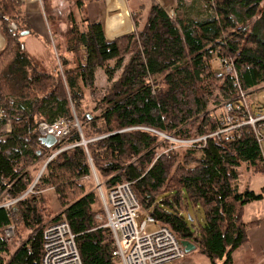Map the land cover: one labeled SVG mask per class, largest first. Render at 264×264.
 Masks as SVG:
<instances>
[{
    "label": "trees",
    "instance_id": "trees-1",
    "mask_svg": "<svg viewBox=\"0 0 264 264\" xmlns=\"http://www.w3.org/2000/svg\"><path fill=\"white\" fill-rule=\"evenodd\" d=\"M202 1L210 13L204 19L181 23L153 4L141 29L108 39L103 22L84 17L82 0H75L65 51L71 58L57 53L60 71L48 41L50 67L27 51L20 32L37 34L24 1L0 0V109L10 118L8 132L0 121V194L15 199L0 207V264H40L48 217L68 223L82 264L114 262L111 232L95 219L102 207L87 185L92 169L105 192L129 183L139 206L210 264H233L234 250L259 223L243 220L244 207L264 193L242 187L239 176L240 167L246 177L264 172L251 126L242 125L231 140L208 137L197 148L174 151H165L170 142L161 134L212 132L216 123L201 116L209 104L264 85V0ZM214 55L232 59L236 78L214 74ZM98 71L106 85L90 100ZM91 103L94 114L87 112ZM59 117L69 122V133L47 146L36 125ZM82 138L89 141L81 144ZM46 160L35 180L39 165L32 164ZM45 189L54 192L51 206L43 205ZM188 204L201 210L202 223L181 213ZM10 224L14 237L7 240Z\"/></svg>",
    "mask_w": 264,
    "mask_h": 264
},
{
    "label": "built area",
    "instance_id": "built-area-1",
    "mask_svg": "<svg viewBox=\"0 0 264 264\" xmlns=\"http://www.w3.org/2000/svg\"><path fill=\"white\" fill-rule=\"evenodd\" d=\"M23 1L42 8L40 0ZM56 61L61 71L57 55ZM219 61L221 72L231 73L236 78L232 59L220 57ZM215 123L214 131L197 140L203 143L214 136L231 140L235 131L248 124L253 130L264 165V105H260L258 111H251L245 91L239 89L234 99H226L222 103L220 116ZM36 128L41 136L51 134L57 143H62L69 133L70 124L59 117L51 122H39ZM97 189L102 211L95 215V219L97 227L107 228L111 232L113 242L110 255L114 259L111 264H184V247L168 227L159 224L156 230L146 232V226L155 224L156 220L139 206L129 183L118 184L106 192L97 183ZM14 202L15 199H10L0 206L8 208ZM13 228V225L4 228L5 239H10ZM40 264H82L75 234L64 219L51 221L43 227Z\"/></svg>",
    "mask_w": 264,
    "mask_h": 264
},
{
    "label": "rangeland",
    "instance_id": "rangeland-1",
    "mask_svg": "<svg viewBox=\"0 0 264 264\" xmlns=\"http://www.w3.org/2000/svg\"><path fill=\"white\" fill-rule=\"evenodd\" d=\"M82 2L81 3L83 7H82L81 14L84 17L85 16L89 17V19L101 20L103 22V27H104V22H105V16L107 14L111 15L117 12V10L108 11L105 0H94V2L93 1L91 2L90 0H82ZM40 3H41L42 8H39V9L43 16L42 24L45 30L44 36L42 35L44 39L40 38L38 40L37 38H34L30 35H24L23 38H24L25 46L29 54L34 59L41 60L42 58H46V57L50 58L51 57L50 47L47 44H44L43 42V40H46L50 43L53 49L55 59H56L57 53L60 51L64 55L68 56V58L70 59L71 54L65 51L67 49L66 42L71 37L69 33V26H70L69 14H71L72 10L75 12V8H76L75 0H40ZM153 4L160 5L162 8H164V10L168 13V15L171 18H174L177 21H180L181 23H185L188 20H192V19L194 20L204 19L210 14L208 7L202 0H182L180 3L181 4L180 7L177 5L176 0H125V5H126V8L129 14V19L132 23V28L128 32L121 33L115 36L114 38L121 36L123 34L130 33V32H137L138 29H141L146 20L147 9L149 8L150 5H153ZM26 5H27V2H25V8H26ZM135 21H137L136 27L134 26ZM9 26L11 29H15V25L13 23L10 24ZM81 28H83V25ZM55 40L60 45L59 49H56ZM3 43H4L3 38H2V35L0 34V49ZM36 61H39V60H36ZM210 64L212 66V70L214 74H218L221 72L220 70L221 64L219 61V57L214 55L210 61ZM45 65L47 67H50V62H46ZM62 76L63 74H61V77ZM104 85H106L105 78L103 74L101 73V71H98L96 74V88L93 91L94 95L93 96L87 95V99L89 98L91 100L92 99L91 97H95V98L98 97L103 91L102 88ZM245 93H246L247 102L249 104V109L251 111L253 112L258 111L259 106L264 105V85H260L256 89H252L251 91L245 92ZM225 100L219 103L209 104L207 107V110L201 116L207 118L210 122L215 123V120H217V118L220 116L222 103ZM95 105L94 103L93 104L91 103V105L87 106V112L91 110L92 113L94 114L95 112L93 108ZM0 112H1L0 121H5L1 126L2 130L5 132H8L10 131V118L6 116L4 110L0 109ZM75 115H77V113ZM76 117H74L73 125L79 128V123L77 122ZM161 135L163 136V138H165L166 140L170 142L168 148L165 151H171V150L174 151L176 149L185 150L187 148H197L199 147V145H202V142L197 140L198 137L202 135L190 137V138H177L172 135H164V134H161ZM98 137L100 136L94 137L92 139H95ZM83 140L85 141V143L89 141V140H86L85 138H82V140L80 141L81 144H83L82 142ZM160 150H159V154H160ZM44 163L37 161L32 164V167L34 165L35 166L39 165L38 171L36 172V176L34 178L35 180L42 166L44 165ZM238 170H239V176L242 181V185H243V182L244 181L246 182L248 178V183L251 184L250 188L255 191H260L261 185H264L263 184L264 183V172L253 174L250 177L252 176L254 177L249 178V177H246L245 173H242L241 167ZM98 182L99 181L95 174V171L94 169H92V176L89 179V183H87V185L88 187L92 186V189L95 191L97 190L98 192V189H97ZM42 194H43V197H42L43 205L51 206L55 200V195H54L53 190L45 189L44 192H42ZM8 200L10 199H6L3 193L0 194V204L7 202ZM95 206H96L95 208L99 207L98 201ZM182 209L183 210L181 211V213L184 216L188 214L192 216L193 223L195 225L202 223V212L199 208L193 207L190 204H188L187 206H182ZM244 211H245L244 212L245 214L243 213L244 214L243 218H245V220L246 219L247 220H258L260 222L258 225H255L248 229L247 241L243 242L237 249L234 250L233 255H232L233 264H258L261 257L264 254V194H263L262 199L250 202L247 205H245ZM55 213L56 212H54L53 214ZM49 220H50V217H48V219H46L44 223L46 222L49 223L48 222ZM10 225H13V224H10ZM158 225H159L158 222H156L155 224H148L145 230L146 232H152L156 230V228H158ZM13 234L14 233H12L11 237H14ZM192 251L186 253V256L183 260L184 264H210L209 260L204 254L197 252V251L195 252L194 251L192 252ZM217 264H221V262H217Z\"/></svg>",
    "mask_w": 264,
    "mask_h": 264
},
{
    "label": "crops",
    "instance_id": "crops-1",
    "mask_svg": "<svg viewBox=\"0 0 264 264\" xmlns=\"http://www.w3.org/2000/svg\"><path fill=\"white\" fill-rule=\"evenodd\" d=\"M105 1H106V7H107L108 11L117 10V12L115 14H111V15L107 14L105 16L104 34L108 39H112L121 33L128 32L132 28V23L129 19V14H128V11H127V8L125 5V0H105ZM24 8H25V2H24ZM25 16H26V19H27L29 25L37 34V36H32V35H30V36L37 38L38 40L40 38L44 39L43 36H44L45 30H44V26L42 24V17L43 16L39 10L38 5L34 4V3L33 4H27L26 8H25ZM23 40H24V38H23ZM35 60H39L40 62H42L44 64V66H46L45 65L46 62H49L48 57L42 58L41 60L40 59H35ZM253 177L254 176L249 177V178H253ZM250 185L251 184L248 183V178H247V181L243 182L242 187L247 186L249 189H251ZM262 187H264V185H261L260 190ZM251 190H253V189H251ZM253 191H255V190H253ZM255 192H259V191H255ZM244 214H243V216H244ZM243 220L245 222L255 221V220H247V219L245 220V218H243ZM263 261H264V254L261 257L258 264H261Z\"/></svg>",
    "mask_w": 264,
    "mask_h": 264
},
{
    "label": "water",
    "instance_id": "water-1",
    "mask_svg": "<svg viewBox=\"0 0 264 264\" xmlns=\"http://www.w3.org/2000/svg\"><path fill=\"white\" fill-rule=\"evenodd\" d=\"M26 34H28V30H25V31H21V32H20V35H21V36H24V35H26ZM40 140H41V142H43V143H44L45 145H47V146H49V145H53V144L56 142L55 137L52 136L51 134H47V135H43V136H41ZM82 142H83V144H85V141H84V140H83ZM53 155H54V153L48 158V160H49ZM48 160H46V162H45L44 165L42 166V168H41V170H40L38 176H39L40 173L43 171L44 166H45V164L47 163ZM38 176H37V178H38ZM37 178H36V179H37ZM0 207H1V206H0ZM180 243H181V245L184 247V251H185L186 253L191 252L192 250L195 249V245H194L191 241H189V240L181 239V240H180Z\"/></svg>",
    "mask_w": 264,
    "mask_h": 264
}]
</instances>
